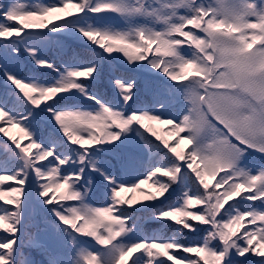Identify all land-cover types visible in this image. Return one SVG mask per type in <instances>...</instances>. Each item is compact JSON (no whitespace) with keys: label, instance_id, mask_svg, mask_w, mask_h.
Wrapping results in <instances>:
<instances>
[{"label":"snow or ice","instance_id":"obj_1","mask_svg":"<svg viewBox=\"0 0 264 264\" xmlns=\"http://www.w3.org/2000/svg\"><path fill=\"white\" fill-rule=\"evenodd\" d=\"M0 134V264H264V0H0Z\"/></svg>","mask_w":264,"mask_h":264},{"label":"trees","instance_id":"obj_2","mask_svg":"<svg viewBox=\"0 0 264 264\" xmlns=\"http://www.w3.org/2000/svg\"><path fill=\"white\" fill-rule=\"evenodd\" d=\"M155 127H157L158 129H161L162 131H161V134L162 135H165V136H167L168 135V133H167V128H168V126H166V125H155ZM13 134H17V130H13ZM0 135H2V134H0ZM170 139H171V137H169ZM24 143H26V141L24 142ZM142 187H144V188H148V186L147 185H144V186H142ZM150 190V189H149ZM139 193H137V197H139ZM151 227H153V228H156V227H158V225H152Z\"/></svg>","mask_w":264,"mask_h":264}]
</instances>
